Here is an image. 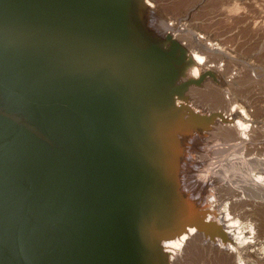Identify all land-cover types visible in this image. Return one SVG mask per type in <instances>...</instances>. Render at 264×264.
I'll return each mask as SVG.
<instances>
[{"label":"water","instance_id":"95a60500","mask_svg":"<svg viewBox=\"0 0 264 264\" xmlns=\"http://www.w3.org/2000/svg\"><path fill=\"white\" fill-rule=\"evenodd\" d=\"M146 7L0 0V264H163L186 51Z\"/></svg>","mask_w":264,"mask_h":264},{"label":"bare ground","instance_id":"6f19581e","mask_svg":"<svg viewBox=\"0 0 264 264\" xmlns=\"http://www.w3.org/2000/svg\"><path fill=\"white\" fill-rule=\"evenodd\" d=\"M143 1L147 6L145 24L148 31L160 39L170 36L186 51L185 70L179 77L178 82H188V86L181 96H174V104L181 111L178 116L180 122H177L172 130V139L176 151H178V161L176 163V176L174 178L175 190L172 199V210L169 213L173 217L185 219L174 234L162 238L159 242L163 264H175L188 259L189 256L194 254L196 245L199 246L202 235L207 239H203L207 241L205 243L216 251L214 252L212 249V254L208 253V256L214 258L218 264H254V259L263 252H261L263 248L262 241L257 233L260 230L256 232L252 224L247 223L244 225L239 221L240 219H237L239 214H241L237 211L241 207L240 204L242 203L243 205V202H246V195L240 192L234 194L232 198L228 196L225 197V200H222V198L219 199V196L222 197V194L219 192L217 199L214 195L212 196L213 192L211 193L206 187L192 183L189 172L191 170L190 165L192 164L190 148L201 143L204 140L201 137L208 138L204 140V142H208L210 138L220 134V139H226L225 142H228V144H225L227 145L226 147L230 146L232 151L237 149L235 152L237 154L239 149L241 151L250 140L254 139L253 134L258 131L257 122L255 123L251 116L243 109L238 112L233 101L227 102L229 108L223 111L216 110L213 112L212 108L209 107L207 111H210V113L201 114L196 112L197 107L200 106V102L194 98L196 104H190L188 91L191 86H199L201 84V89L206 90L208 88L211 98L216 96L214 95L217 92L216 87L223 85L218 73L224 74L227 70V67L222 68L225 64L215 60L216 55L224 53L222 47L212 42L211 36L208 33L206 35L201 32L193 34V45H188L176 37L175 31L170 26L167 25L162 30L158 29L154 24L156 8L150 0ZM153 29L159 31L161 36ZM208 74L212 75L214 79L205 78ZM221 76L225 85L231 81L228 76ZM204 80L206 83L209 82L208 86L204 85ZM232 81L234 83L235 80L233 79ZM229 90L228 86H223V93L221 92L223 99L229 98ZM232 104L233 106H231ZM204 106L205 108L208 107L205 104ZM197 115L207 117V120L202 121ZM258 127L260 126L258 125ZM227 131L231 132L230 136H228ZM260 141L264 143V140ZM258 147L256 148L257 150ZM241 152L243 153V151ZM253 152L250 153L252 155L248 154V156L244 152L241 157L242 164L240 166L242 168L246 167V171H244V175H241L240 181H243L244 177V182L257 193V196H264V154L260 153L258 155V153H254V155ZM195 165L194 170L198 169L197 167L200 164L197 163ZM209 176L211 175L206 173L203 179L208 180ZM187 216L190 217L187 219ZM244 216L248 215L244 214ZM241 218L243 217L241 216ZM215 237L218 238L215 239ZM208 239L214 241L210 242Z\"/></svg>","mask_w":264,"mask_h":264},{"label":"rangeland","instance_id":"374dc122","mask_svg":"<svg viewBox=\"0 0 264 264\" xmlns=\"http://www.w3.org/2000/svg\"><path fill=\"white\" fill-rule=\"evenodd\" d=\"M150 1L156 8L154 24L158 29L162 30L167 25L170 26L175 31L176 37L188 45H193V34L201 32L206 35L208 33L211 36V41L222 47L224 53L216 55V59H214L225 64L222 68L227 67L224 74L218 73L223 85L216 87L217 92L214 94L216 96L212 98L207 87L204 90L201 89V84L191 86L188 91L191 101L189 103L196 104L195 99L200 102V106L195 111L207 114L210 113L207 111L209 107L212 108L213 112L216 110L223 111L229 108L227 102L233 101L238 112L243 109L255 123L257 122V134L254 133V139L252 138L253 140L247 143L245 147L247 150L241 149L243 153L239 149L235 154L237 149L232 151L230 146L226 147L225 144L228 142H225L226 139H220V134L212 138L209 137L210 141L208 140V142H204L208 138L201 137L204 140L197 146L190 148L192 164L189 173L192 183L206 187L211 193L213 192L212 196L214 195L215 198L219 196V192L222 194L219 199L222 198V200L228 196L232 198L234 194L240 192L246 195V202L244 201L243 205L239 203L241 207L237 212L248 216L239 214L237 219H240L239 221L244 225L252 224L256 232L260 230L257 233L262 241L261 252H263L254 259V264H264V196H257V193L244 182V177L243 181H240L241 175H244V171H246V167L240 166L244 152L247 156L248 154L252 155L250 153L253 151V154H264V143L260 141L264 140V0ZM154 31L161 36L159 31ZM221 75L228 76L231 79L230 84L225 85ZM205 78L214 79L209 74ZM233 79L235 80L234 83ZM208 84L209 82L204 83L205 86ZM223 86L230 88L229 98H222ZM221 89L222 91H220ZM204 104L208 107L205 108ZM227 133L230 136L231 132L227 131ZM217 136L219 137L217 138ZM246 155L244 156L247 157ZM197 163L200 165L197 167L198 169L194 170ZM206 173L211 175L208 180L203 179ZM219 184L222 186L220 187ZM201 238L200 244L198 243L199 246L196 245L195 247L194 254L188 259H184L183 262L175 264H218L214 258L208 256V253L212 254L214 248L205 243L207 241H204L206 238L203 235ZM208 241L214 240L208 239Z\"/></svg>","mask_w":264,"mask_h":264},{"label":"crops","instance_id":"0c3cea01","mask_svg":"<svg viewBox=\"0 0 264 264\" xmlns=\"http://www.w3.org/2000/svg\"><path fill=\"white\" fill-rule=\"evenodd\" d=\"M178 16V15H177ZM172 17H176V16H172Z\"/></svg>","mask_w":264,"mask_h":264}]
</instances>
